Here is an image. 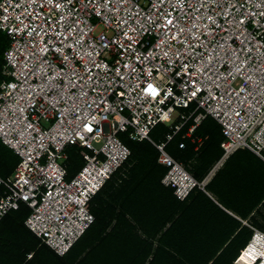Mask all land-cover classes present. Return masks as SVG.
I'll return each mask as SVG.
<instances>
[{"label":"built area","instance_id":"obj_1","mask_svg":"<svg viewBox=\"0 0 264 264\" xmlns=\"http://www.w3.org/2000/svg\"><path fill=\"white\" fill-rule=\"evenodd\" d=\"M0 31V142L18 157L0 178V223L25 206L24 226L58 257L128 159L120 134L156 148L179 199L207 194L239 150L264 163V0H0ZM206 118L222 154L198 182L165 147L181 134L179 149L190 140L198 150ZM158 124L170 132L155 143ZM71 150L82 165L68 179Z\"/></svg>","mask_w":264,"mask_h":264},{"label":"trees","instance_id":"obj_2","mask_svg":"<svg viewBox=\"0 0 264 264\" xmlns=\"http://www.w3.org/2000/svg\"><path fill=\"white\" fill-rule=\"evenodd\" d=\"M7 47L8 38L0 31V80ZM169 132L159 124L150 138L157 143ZM193 137L201 140L198 150L190 140L179 149L181 134L165 150L173 159L180 157L185 170L200 182L221 157L223 137L211 118L193 131ZM121 139L130 155L89 202L94 222L70 251L58 257L43 245L24 226L29 211L21 206L1 220L0 264H159L162 258V264H234L252 231L222 208L264 230V163L253 154L261 165L260 177L237 151L205 186L219 205L197 187L180 201L174 188L162 183L168 169L157 162L156 148L147 141ZM17 163L18 157L0 142V178L9 177ZM78 166L77 158L70 157L68 179Z\"/></svg>","mask_w":264,"mask_h":264},{"label":"clouds","instance_id":"obj_3","mask_svg":"<svg viewBox=\"0 0 264 264\" xmlns=\"http://www.w3.org/2000/svg\"><path fill=\"white\" fill-rule=\"evenodd\" d=\"M159 125V124H158ZM163 125H166V124H163ZM236 153V152H235ZM231 157V156H230ZM227 161V160H226ZM217 162V161H216ZM215 162V163H216ZM214 163V164H215ZM213 164V165H214ZM212 168V167H211ZM210 168V169H211ZM222 168V167H221ZM221 168H219L216 172H215V174L221 169ZM209 169V170H210ZM208 170V171H209ZM188 172V171H187ZM208 173V172H207ZM215 174H214V176H215ZM206 176V175H205ZM204 176V177H205ZM213 176V177H214ZM203 177V178H204ZM212 177V178H213ZM212 178L210 179V181L212 180ZM209 181V182H210ZM208 182V183H209ZM207 183V184H208ZM174 188V187H173ZM194 189V188H193ZM193 189H191V190H189V192L182 198V199H179V198H177V199H179L180 201H182V200H184L187 196H188V194L193 190ZM174 191H175V188H174ZM174 195H175V193H174ZM176 196V195H175ZM208 196V195H207ZM246 226L252 231V236H251V238H250V240H249V242L247 243V245L242 249V250H240V252H239V254H238V257H237V259H236V262H238L239 260H240V258H241V254L244 252V251H246L248 248H252V251L253 252H256V253H259V252H262V251H264V230H260V229H257V228H254V227H252V226H250L249 224H246ZM263 262V258L261 257V256H259L258 258L256 257V258H254L253 259V262H252V264H260V263H262ZM235 263V262H234Z\"/></svg>","mask_w":264,"mask_h":264},{"label":"rangeland","instance_id":"obj_4","mask_svg":"<svg viewBox=\"0 0 264 264\" xmlns=\"http://www.w3.org/2000/svg\"><path fill=\"white\" fill-rule=\"evenodd\" d=\"M208 122H209V120H208ZM206 129H207V131H209V129H208V127H205ZM120 136V138L121 137H123V136H125L124 134H120L119 135ZM174 143V142H173ZM173 145V144H172ZM171 149L173 150V146H171ZM173 152V155L175 154V151L173 150L172 151ZM242 152V153H241ZM69 153H70V157L73 159V158H77V160L79 161V166L78 167H81V165H82V161H81V155H78V156H73V154L69 151ZM237 155H238V157L240 158V159H242L241 161H244L246 164H247V166L249 167V168H251V169H255V171H257L258 173H257V175L260 177V170H261V165L258 163V160L252 155V154H250V152H248V151H243V150H239L238 151V153H237ZM177 159V160H176ZM175 160L177 161V162H181V160H179L180 159V157H178V158H176ZM182 164V163H181ZM259 179V178H258ZM258 220H260V219H258ZM243 259L245 260L246 259V261H249L248 263H251V260L247 257L246 258V256H243ZM165 261V259L164 258H162V260H161V262L159 263V264H162L163 262ZM246 261H243V260H241V258H240V260L238 261V262H236L235 261V263L234 264H247V262Z\"/></svg>","mask_w":264,"mask_h":264},{"label":"bare ground","instance_id":"obj_5","mask_svg":"<svg viewBox=\"0 0 264 264\" xmlns=\"http://www.w3.org/2000/svg\"><path fill=\"white\" fill-rule=\"evenodd\" d=\"M243 256H246V258L248 257L251 260V263H248L249 261H246V259L244 260ZM259 256H261L263 258V262L260 264H264V251L256 253V252H253L252 248L250 247L241 254V260L246 261L247 264H252L253 259L256 257L258 258Z\"/></svg>","mask_w":264,"mask_h":264},{"label":"crops","instance_id":"obj_6","mask_svg":"<svg viewBox=\"0 0 264 264\" xmlns=\"http://www.w3.org/2000/svg\"><path fill=\"white\" fill-rule=\"evenodd\" d=\"M257 158V157H256ZM258 159V158H257ZM207 195H208V197L214 202V203H216V204H218L217 202H216V200L214 199V197L210 194V193H208L207 192ZM219 205V204H218ZM223 210H224V212H226L227 214H229L230 216H232L233 218H235L236 220H238V221H240L243 225H246V224H248L246 221H242L238 216H236L233 212H231V211H229V210H226V209H224V208H222ZM252 215V214H251ZM258 219H262V218H258ZM169 224H167V226H168ZM83 257V254L81 255V257H80V259ZM77 261H79V259L77 260Z\"/></svg>","mask_w":264,"mask_h":264}]
</instances>
